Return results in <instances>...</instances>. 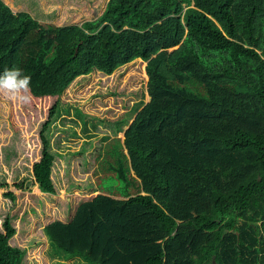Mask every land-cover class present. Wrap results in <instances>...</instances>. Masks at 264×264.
Instances as JSON below:
<instances>
[{
    "label": "trees",
    "instance_id": "trees-1",
    "mask_svg": "<svg viewBox=\"0 0 264 264\" xmlns=\"http://www.w3.org/2000/svg\"><path fill=\"white\" fill-rule=\"evenodd\" d=\"M259 1L105 0L93 20L57 26L31 10L13 12L0 0V73L21 69L31 78L30 95L49 100L36 128L32 165L17 157L26 147H16L15 127L0 149L13 186L36 187L50 199L58 194L56 167L71 155L53 146L61 132L68 133L58 126L64 117L75 116L84 134L101 124L123 134L95 154L99 170L116 186L106 191L75 185L98 193L74 210L67 203L66 221L43 226L37 244L45 245L47 264H264V0ZM137 61L145 63V89L117 93L102 82ZM92 78L99 79L94 97L103 107L107 97H122L123 111L115 118L64 101L75 83L83 87ZM133 101L136 114L127 123ZM0 130L7 138L5 123ZM3 177L0 264H6L3 248L27 225L19 209L10 213L15 195Z\"/></svg>",
    "mask_w": 264,
    "mask_h": 264
},
{
    "label": "rangeland",
    "instance_id": "rangeland-1",
    "mask_svg": "<svg viewBox=\"0 0 264 264\" xmlns=\"http://www.w3.org/2000/svg\"><path fill=\"white\" fill-rule=\"evenodd\" d=\"M13 12L19 10H31V14L40 20H46L47 23H53L57 26L62 25H79L96 18L104 8L103 0H3ZM260 3V1L258 0ZM140 61V60H139ZM132 62L118 69L109 78H101L106 86H115L117 93L125 91L129 93L131 90L139 87H146L147 76L145 74V63ZM96 78L85 82L83 87L74 84L66 93L64 101L77 105L79 109L90 115L113 119L117 113L122 112V97H107L106 107H103V101L96 95V91L100 88ZM118 80V81H117ZM96 85V86H95ZM95 86V87H93ZM31 96V95H30ZM148 95L145 96V102L148 101ZM47 99H36L31 96L29 102L21 103L12 101L0 94V129L5 123L9 132L7 138L0 130V149L3 145L10 142L14 130L12 126L20 131L14 140L16 147L24 144L25 152H18L19 160L28 158V165L37 157L38 143L36 140L37 126L40 121L46 118V112L49 105ZM137 102H131L130 109L125 112V117L130 123L136 114L134 108ZM113 109V113H106L105 109ZM90 123V119H88ZM58 126L68 133L61 132L57 138L58 143L53 144L54 149L67 157L68 165L59 163L56 167L54 181L59 187L58 194L50 199L46 194H42L33 187L30 191L16 189L10 178L11 172L6 165L1 163L2 156L0 153V163L3 168L0 172V178L6 175V183L9 191L15 195V207L10 210L14 213L19 209V217L23 213L26 214V232H19V220L15 221L17 234L10 242V246L3 248L2 256L6 260V264H24L23 260L29 264H47L44 257V244H37L39 240H43L42 228L50 221L60 220L66 221L65 207L67 203L71 204V209L81 202L93 198L97 195V191H79L73 189L77 184L85 188L94 190H106L114 188L116 182L112 177H108L99 170V161H95V154L98 148L106 144L110 139L117 136L122 139V133H115L111 126L99 125L95 130H90L88 134L81 132L79 122L75 116L64 117L58 121ZM36 130V131H35ZM75 134V135H73ZM19 149V147H18ZM58 161H63L62 159ZM101 162V161H100ZM64 168L68 171L67 175ZM2 181V180H0ZM71 186V187H70ZM67 189V190H66ZM69 189V190H68ZM5 192L0 188V210L5 207L4 199L1 194ZM44 206V207H43ZM43 207V210L41 209ZM37 244V245H36Z\"/></svg>",
    "mask_w": 264,
    "mask_h": 264
},
{
    "label": "clouds",
    "instance_id": "clouds-1",
    "mask_svg": "<svg viewBox=\"0 0 264 264\" xmlns=\"http://www.w3.org/2000/svg\"><path fill=\"white\" fill-rule=\"evenodd\" d=\"M30 80L19 68H5L0 73V94L12 101L27 103L31 98Z\"/></svg>",
    "mask_w": 264,
    "mask_h": 264
},
{
    "label": "water",
    "instance_id": "water-1",
    "mask_svg": "<svg viewBox=\"0 0 264 264\" xmlns=\"http://www.w3.org/2000/svg\"><path fill=\"white\" fill-rule=\"evenodd\" d=\"M148 100H149V98H148Z\"/></svg>",
    "mask_w": 264,
    "mask_h": 264
}]
</instances>
